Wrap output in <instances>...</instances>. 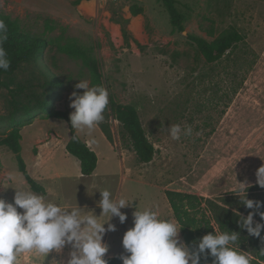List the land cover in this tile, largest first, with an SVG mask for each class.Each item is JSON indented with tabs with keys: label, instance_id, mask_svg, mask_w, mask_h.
<instances>
[{
	"label": "rangeland",
	"instance_id": "374dc122",
	"mask_svg": "<svg viewBox=\"0 0 264 264\" xmlns=\"http://www.w3.org/2000/svg\"><path fill=\"white\" fill-rule=\"evenodd\" d=\"M176 2L184 15V32L171 28L156 0H88L78 5L72 0H0V12L18 19L26 30L48 39L59 35L58 29L44 31V20L50 18L66 27V36L93 46L108 97L136 107L154 145L153 159L139 163L118 121L111 120L116 150L98 126L91 131L75 130L82 139L90 140L99 156L96 174L85 178L80 175L78 160L63 154L69 137L64 119L37 114L21 129L20 153L25 168L50 191L46 200L67 209L77 205L82 212L93 211L96 216L101 214L99 191L107 189L114 198L133 201L121 209L127 216L123 224L117 217L108 221L116 230L103 236L109 248L105 257L127 255L121 241L133 226L135 210L151 207L162 218H173L165 190L214 199L235 190L237 183L246 187L255 184L256 171L264 166V0ZM134 3L144 8L143 15L128 13ZM120 17L128 19V30L145 45L143 52L133 42L130 47L123 43L120 27L114 22ZM230 26L244 35V41L216 62H206L187 38L191 34L211 40ZM44 61L63 80L55 107L73 112L70 94L83 93L75 85L79 80L89 81L87 70L54 48L45 51ZM30 68L24 67L18 79L24 80ZM11 110L10 95L2 88L0 137L9 129ZM173 124L191 126L192 135L172 140L166 129ZM36 138L47 141L48 145L41 148L47 145L52 151L50 155L43 152L35 161L31 151ZM15 165V155L0 146V197L8 202H12L14 188L31 190ZM256 195L264 199V190ZM100 220L104 222L107 217L101 215ZM179 237L183 240L180 232ZM70 251L66 245L60 253H49L45 259L22 253L17 264L66 262Z\"/></svg>",
	"mask_w": 264,
	"mask_h": 264
},
{
	"label": "trees",
	"instance_id": "16d2710c",
	"mask_svg": "<svg viewBox=\"0 0 264 264\" xmlns=\"http://www.w3.org/2000/svg\"><path fill=\"white\" fill-rule=\"evenodd\" d=\"M81 1L88 0H72V4L78 5ZM156 1L163 7L171 28L183 31L184 15L178 8L176 0ZM128 10L131 16L143 15L144 12V8L136 3L129 5ZM0 19L4 20L8 27V38L4 42V48L11 61L7 71L0 70V89L7 90L12 102V110L8 114L9 129L6 134L0 137V146L6 147L15 155V166L23 175L29 188L36 194L45 196V188L28 174L20 153L21 129L30 124L35 115L43 114L45 118H60L66 121L69 139L65 150L78 160L81 176L86 177L92 174L97 164V157L86 142L77 135L75 129L71 128L69 120L71 111L67 108L62 110L55 107L54 101L58 96L57 89L63 86V80L47 67L44 53L47 49L54 48L57 52L79 61L87 70L90 86L101 85L104 87L101 63L93 46L83 45L77 39L66 36V27L50 18L44 20V31L52 32L58 29L60 33L49 39L44 35L24 29L18 19L11 18L2 12H0ZM114 22L120 27L126 47H130L133 42L138 50L143 52L145 45L139 43L128 30V19L120 17L116 18ZM208 33L213 37L212 29ZM187 38L208 63L220 60L226 53L244 41V35L233 26L222 30L211 40L191 34H188ZM24 67H31L27 77L24 80L18 79V74ZM77 93L80 94L78 91ZM108 99L109 104L104 112L105 122L98 125L105 138L116 150L111 120H117L121 126L122 134L128 139V148L134 153L137 162H150L153 159L155 148L141 124L136 107L132 104L116 102L111 97ZM262 190L264 188H261L257 183L249 185L246 187V198L264 202V199L256 195L258 191ZM164 194L173 218L182 226L181 237L190 247L203 235L212 233L214 229L235 231L239 233L240 250L249 255L252 264H258L259 261L264 260V255L259 253L261 249H264V242L259 237L250 236L245 229L238 226L240 216H246L253 210L247 209L241 203L235 190L214 199L175 190H165ZM259 211H264V207H261ZM254 221L264 223L259 215H254ZM261 235L264 236V230ZM119 257L107 256L104 258L108 260L109 264H122ZM212 259V257H208L205 262L202 258L200 264H211Z\"/></svg>",
	"mask_w": 264,
	"mask_h": 264
},
{
	"label": "clouds",
	"instance_id": "9594fccd",
	"mask_svg": "<svg viewBox=\"0 0 264 264\" xmlns=\"http://www.w3.org/2000/svg\"><path fill=\"white\" fill-rule=\"evenodd\" d=\"M8 38V27L0 19V70L7 71L11 61L4 48ZM76 89L70 94V107L74 109L69 115L72 129L91 131L104 120V112L109 104L108 91L101 85H92L87 79L79 80ZM172 140H180L181 136H191V126L182 127L173 124L166 129ZM256 183L264 188V166L256 171ZM8 179L14 182V178ZM235 194L241 203L253 211L240 216L238 226L245 229L250 236L259 237L264 230V223L254 221L259 215L264 221V202L246 198V184L237 183ZM12 202L0 197V264H17L22 253H33L43 259L52 252L60 253L70 246L69 258L65 261H51L52 264H109L105 254L109 248L103 242L106 231H115V225L108 223L117 217L123 224L127 216L121 209L132 202L125 198H114L112 193L104 189L99 191L98 206L101 214L83 211L77 205L71 209L29 189L14 188ZM18 209L22 211H18ZM104 215L107 220L101 222ZM237 215H240L237 213ZM107 223V228L104 225ZM182 226L174 219L162 218L158 211L151 207L133 212V226L126 230L122 237V247L127 255H121L122 264H200L203 258L211 264H252L249 255L239 248V233L220 231L203 235L193 246H189L179 237ZM264 255V249L259 252Z\"/></svg>",
	"mask_w": 264,
	"mask_h": 264
},
{
	"label": "crops",
	"instance_id": "0c3cea01",
	"mask_svg": "<svg viewBox=\"0 0 264 264\" xmlns=\"http://www.w3.org/2000/svg\"><path fill=\"white\" fill-rule=\"evenodd\" d=\"M32 123V122H31ZM26 126V125H25ZM24 126V127H25ZM102 132V131H101ZM78 135V134H77ZM104 135V134H103ZM29 136H31V134H29ZM79 136V135H78ZM80 137V136H79ZM105 137V136H104ZM81 138V137H80ZM21 139H22V134H21ZM68 139H69V137H68ZM68 139L66 140V142H65V145H66V143H67V141H68ZM82 139V138H81ZM84 142H86V144L88 145V147L91 149V150H93L94 152H95V154H96V157H97V164H96V167L93 169L94 171L92 172V174L91 175H89V176H86L85 178H88V177H91V176H93L94 174H96V168L98 167V163H99V156H98V152L94 149V148H92L91 147V142H90V140H86V139H82ZM21 141V140H20ZM43 140L41 139V138H36L35 139V145L33 146V149H32V155H33V159L36 161L38 158H40L41 157V155H42V153L43 152H45V153H47L48 155H50L51 154V151H52V148L51 147H46L47 145H48V142L46 141V142H42ZM43 144H47L46 146H44V147H42L41 148V146H43ZM113 147V146H112ZM64 148H65V146H64ZM40 149H42L41 151H40ZM65 156H66V154H69L68 152H66V150H65V153H63ZM71 155V154H70ZM119 155H120V157H122L123 155H122V153H119ZM80 169V168H79ZM81 175V174H80ZM83 177V176H82ZM45 188V187H44ZM3 190V189H2ZM45 191H46V195L45 196H43V197H46V196H49L50 195V191L48 190V189H46L45 188Z\"/></svg>",
	"mask_w": 264,
	"mask_h": 264
},
{
	"label": "built area",
	"instance_id": "2783aa9c",
	"mask_svg": "<svg viewBox=\"0 0 264 264\" xmlns=\"http://www.w3.org/2000/svg\"><path fill=\"white\" fill-rule=\"evenodd\" d=\"M115 121H117V120H115ZM258 264H264V260L259 261Z\"/></svg>",
	"mask_w": 264,
	"mask_h": 264
},
{
	"label": "bare ground",
	"instance_id": "6f19581e",
	"mask_svg": "<svg viewBox=\"0 0 264 264\" xmlns=\"http://www.w3.org/2000/svg\"><path fill=\"white\" fill-rule=\"evenodd\" d=\"M85 2H86V1H85ZM116 34L119 36V35H120V32H119V31H117V32H116Z\"/></svg>",
	"mask_w": 264,
	"mask_h": 264
},
{
	"label": "water",
	"instance_id": "95a60500",
	"mask_svg": "<svg viewBox=\"0 0 264 264\" xmlns=\"http://www.w3.org/2000/svg\"><path fill=\"white\" fill-rule=\"evenodd\" d=\"M184 32V31H183Z\"/></svg>",
	"mask_w": 264,
	"mask_h": 264
}]
</instances>
